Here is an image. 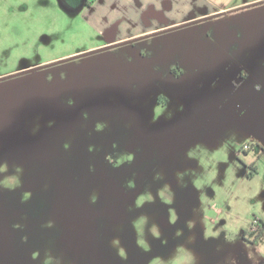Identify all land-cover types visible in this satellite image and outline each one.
<instances>
[{
	"label": "rangeland",
	"instance_id": "obj_1",
	"mask_svg": "<svg viewBox=\"0 0 264 264\" xmlns=\"http://www.w3.org/2000/svg\"><path fill=\"white\" fill-rule=\"evenodd\" d=\"M254 2L112 42L84 5L0 0V123L10 107L24 117L22 130L0 131V264H264V234L244 235L264 221V0ZM219 39L246 65L236 96L251 103L247 122L232 97L200 87Z\"/></svg>",
	"mask_w": 264,
	"mask_h": 264
},
{
	"label": "crops",
	"instance_id": "obj_2",
	"mask_svg": "<svg viewBox=\"0 0 264 264\" xmlns=\"http://www.w3.org/2000/svg\"><path fill=\"white\" fill-rule=\"evenodd\" d=\"M70 1L71 4L78 3L74 5L75 9L83 5V0ZM254 1L257 2V0H95L91 8L85 10V14L90 13V20L93 19L92 13L98 17L100 33L102 35L110 33L113 36L112 42H126L151 31L156 32L167 27L177 28L204 19L216 18L234 10L243 9L246 4ZM174 7H178L177 14H172ZM113 12L116 13L113 14ZM219 42L220 39L218 43L215 41L209 53L210 61L207 68L202 69L203 65L198 64L196 70L202 69L200 73H210L212 69L213 74L209 85L206 83L200 87L208 89L207 93L211 90L216 100L226 101L239 79L242 76L248 77V74L246 65L235 60L220 46ZM212 82L213 84H210ZM215 83L219 85L215 86ZM262 157H264V150L259 159ZM252 164L256 170L254 175L250 176L251 178L260 175L262 170L256 162Z\"/></svg>",
	"mask_w": 264,
	"mask_h": 264
},
{
	"label": "flooded vegetation",
	"instance_id": "obj_3",
	"mask_svg": "<svg viewBox=\"0 0 264 264\" xmlns=\"http://www.w3.org/2000/svg\"><path fill=\"white\" fill-rule=\"evenodd\" d=\"M94 1L95 0H83V5H84L83 8L85 10H88L94 4ZM130 41H132V40H130ZM126 42H129V41H126ZM241 79H243L242 81H244L247 79V76H242ZM242 87H243V82H241V80H240L235 85V88L232 90V92L229 95L230 97H232V101H230V105L232 106V108L234 110L236 109V107H238L240 109V113L237 117L242 116L241 118L244 120V122H247L250 119L249 112H250V108H251V103L249 101H247L245 99V97L240 98V97L236 96ZM23 127H24V117L21 113L20 108L17 106L16 107H10V110L6 113V115L3 117V120L0 123V131L2 133H7V135H11V133H15V132L22 130ZM251 165H253V164H251ZM124 219L125 218H124L123 214L119 211L115 212L113 217H111L112 223L116 226L123 224ZM255 219L258 220V223L255 225L254 222H252L251 226L249 227L247 232H245V234H244L245 237H246V235H248L250 238L254 237L253 238L254 241L256 239L261 238L264 234V221H263V219L258 218V217H255ZM156 224H157L156 228H159V229L163 228L162 226L159 225L158 222ZM85 235H86V240L88 242H92L93 235L90 232H87Z\"/></svg>",
	"mask_w": 264,
	"mask_h": 264
},
{
	"label": "trees",
	"instance_id": "obj_4",
	"mask_svg": "<svg viewBox=\"0 0 264 264\" xmlns=\"http://www.w3.org/2000/svg\"><path fill=\"white\" fill-rule=\"evenodd\" d=\"M256 169H255V167L252 165V171L250 172V176H253L254 175V171H255Z\"/></svg>",
	"mask_w": 264,
	"mask_h": 264
},
{
	"label": "built area",
	"instance_id": "obj_5",
	"mask_svg": "<svg viewBox=\"0 0 264 264\" xmlns=\"http://www.w3.org/2000/svg\"><path fill=\"white\" fill-rule=\"evenodd\" d=\"M254 224L256 225L258 223V220L257 219H254Z\"/></svg>",
	"mask_w": 264,
	"mask_h": 264
}]
</instances>
